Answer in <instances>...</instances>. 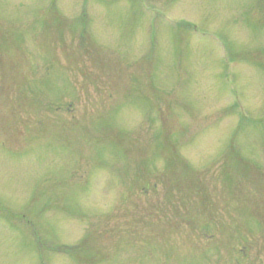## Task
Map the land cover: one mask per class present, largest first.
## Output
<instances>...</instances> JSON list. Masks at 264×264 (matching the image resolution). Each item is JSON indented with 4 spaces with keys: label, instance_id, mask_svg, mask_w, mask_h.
<instances>
[{
    "label": "rangeland",
    "instance_id": "obj_1",
    "mask_svg": "<svg viewBox=\"0 0 264 264\" xmlns=\"http://www.w3.org/2000/svg\"><path fill=\"white\" fill-rule=\"evenodd\" d=\"M0 264H264V0H0Z\"/></svg>",
    "mask_w": 264,
    "mask_h": 264
}]
</instances>
